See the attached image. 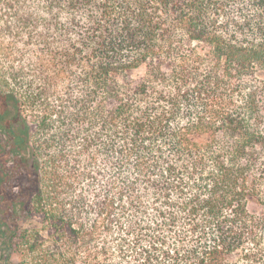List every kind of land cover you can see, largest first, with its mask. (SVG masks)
Listing matches in <instances>:
<instances>
[{
    "label": "trees",
    "instance_id": "trees-1",
    "mask_svg": "<svg viewBox=\"0 0 264 264\" xmlns=\"http://www.w3.org/2000/svg\"><path fill=\"white\" fill-rule=\"evenodd\" d=\"M0 264H264V0H0Z\"/></svg>",
    "mask_w": 264,
    "mask_h": 264
},
{
    "label": "rangeland",
    "instance_id": "rangeland-1",
    "mask_svg": "<svg viewBox=\"0 0 264 264\" xmlns=\"http://www.w3.org/2000/svg\"><path fill=\"white\" fill-rule=\"evenodd\" d=\"M12 260L14 261V262H16V261H18V257H17V255H13V257H12Z\"/></svg>",
    "mask_w": 264,
    "mask_h": 264
}]
</instances>
